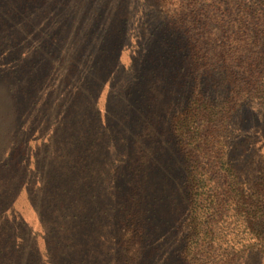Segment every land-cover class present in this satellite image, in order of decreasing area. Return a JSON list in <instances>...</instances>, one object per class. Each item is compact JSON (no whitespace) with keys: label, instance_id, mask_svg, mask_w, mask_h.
Instances as JSON below:
<instances>
[{"label":"rangeland","instance_id":"obj_1","mask_svg":"<svg viewBox=\"0 0 264 264\" xmlns=\"http://www.w3.org/2000/svg\"><path fill=\"white\" fill-rule=\"evenodd\" d=\"M205 1L0 0V264H264V106L184 64Z\"/></svg>","mask_w":264,"mask_h":264},{"label":"trees","instance_id":"obj_2","mask_svg":"<svg viewBox=\"0 0 264 264\" xmlns=\"http://www.w3.org/2000/svg\"><path fill=\"white\" fill-rule=\"evenodd\" d=\"M204 3L197 8L195 18L199 25H193L190 54L182 63L195 70L199 77H210L213 88L219 84L225 85L229 92L236 91L239 95L236 110L245 103L252 107L239 115L241 130L251 126L255 117L252 104L264 106V0H206ZM216 109L214 105L208 111ZM236 110L229 107L223 119L212 121L219 123H215L220 127L216 134L223 137V133L233 128L231 114ZM212 125L211 132L215 133ZM259 150L264 161V145ZM262 175L258 173L259 178Z\"/></svg>","mask_w":264,"mask_h":264}]
</instances>
